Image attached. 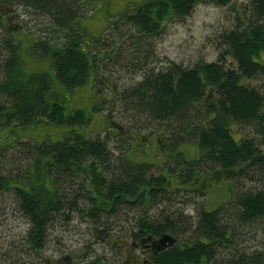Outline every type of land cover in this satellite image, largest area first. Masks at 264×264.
<instances>
[{
  "label": "trees",
  "instance_id": "1",
  "mask_svg": "<svg viewBox=\"0 0 264 264\" xmlns=\"http://www.w3.org/2000/svg\"><path fill=\"white\" fill-rule=\"evenodd\" d=\"M22 1L45 21L39 29L45 33L40 45L50 71L25 73L18 47L0 31V128L29 126L41 120L49 124L64 121L71 128L87 126L89 113L83 109L64 113L62 90L51 96L50 82L73 90L89 82L90 69L94 68L100 69L94 76L99 80L112 48L103 43L101 54L93 50L84 53L73 43V35L51 46L45 38L50 28L63 33L78 9L69 0ZM234 1L147 0L128 22L134 33L129 30L132 66L146 64L150 50L144 38L158 35L169 20L189 16L198 3L226 6ZM241 7L235 11L232 27L217 37V60H199L190 67L168 61L163 69H145L140 82L118 96L124 123L146 121L163 127V171L155 174L150 169L154 164L135 163L125 155L113 163L108 148L112 137L106 130L97 136L68 130L70 133L54 142H19L21 153L14 158L26 159V167L17 180L20 182L0 171V192L14 191L20 214L29 223L28 244L34 250L44 247L47 234L58 221H73L74 215L98 221L99 196L109 201V213L132 203L115 200V196L132 198L141 213L146 210L145 203L169 201L170 191L203 196L205 189L200 182L206 173L223 172L222 181L243 175L257 185L239 192L232 185L230 199L211 210L200 208L193 217L182 212H161L152 218L134 215L133 237H159L163 233L174 237L172 245L151 255L150 264H264V243L244 245L250 232L242 234L252 227L264 236V90L247 82L264 78V0H247ZM232 127L241 129L239 132L247 129L249 134L236 138ZM189 142H195L199 150L191 159L179 150ZM172 179L173 189L168 188ZM136 207L130 210L136 211ZM14 244L17 262V247L23 243L19 239Z\"/></svg>",
  "mask_w": 264,
  "mask_h": 264
},
{
  "label": "rangeland",
  "instance_id": "2",
  "mask_svg": "<svg viewBox=\"0 0 264 264\" xmlns=\"http://www.w3.org/2000/svg\"><path fill=\"white\" fill-rule=\"evenodd\" d=\"M69 2L73 3L74 7L78 9L77 13H80L79 17L83 18L81 20L83 31H86L88 35L96 37L104 30L108 31L107 34L110 36V40L106 45L112 48V53H110L111 58L106 62L108 65L105 70H102V74L104 77H109L111 80L116 81L117 89H123L139 82L143 74L146 73L145 69L146 71L151 68L154 71L163 69L168 65V61L190 67L199 60L206 62L217 60L219 53L217 37L223 30L232 27L235 11L241 10V6L247 0H235L231 5L226 6L198 3L189 16L182 19L173 18L169 20V22L163 25L158 35L144 38L147 44L145 46L149 47L150 53L145 60L146 64L139 65L140 67H133L130 62V58L132 59L133 57V50L128 47V44H132V38L129 37L132 31L129 29V25L124 26L119 23L118 29L115 27L111 28L107 20L110 19V15L117 14L120 9H124L126 6H130L132 9L134 4H137V2L141 3V0H69ZM23 19L26 18L23 17ZM24 24L31 32L34 31L38 36H41V31H38V29L44 28L45 21L40 16L37 19L33 18V14L30 13ZM56 30L57 28H55V31L50 28V34L46 35L51 36L54 32V41L61 43L65 35L61 32L57 33ZM17 37H21V34H17ZM115 37L117 38L115 39ZM136 37L138 38V36ZM112 41L115 43L113 44ZM20 60H22L25 73L36 72L37 74L50 71V62L46 58L38 57L36 54L29 55L25 53L23 59ZM230 61L228 58L227 62L230 63ZM247 82L264 90V78L257 77ZM50 83L51 96L57 91L62 90L63 98L61 99L65 102L63 104L64 113L75 109H83L86 113H89L91 120L87 126H73V128L69 127L64 121L59 124H49L43 120L38 124L29 126L0 128V171L3 172L1 174H4L8 178L11 177L14 181L20 180L21 171L25 169L27 163L26 159H20L21 157L19 156L14 158L18 153H21L22 147L19 145V142H54L70 133L68 130H77V132L84 136H97L109 125V119L106 116L107 109H103V113L96 110H88L90 97H92L90 83L73 90L61 89L57 82L53 80ZM96 85L98 86L99 84L97 83ZM108 93L109 91L107 90L105 92L106 98H108ZM119 112L118 106L115 108L113 115L116 117L115 120L124 128V132L120 137L116 136L108 140V148L113 156L111 161L115 163L125 155L130 161L135 163L154 164L150 169L155 174H158V166H162L166 157V141L165 138L163 139L160 136L163 133V127L146 121L139 124L132 121V124L128 125L123 123V121H126V118H123L122 121L119 119L121 118ZM232 130L236 134V138L242 136L241 134H249V130L247 129L239 132L241 129L232 127ZM113 131H116L114 127L108 130L109 133ZM151 132L156 133V135H151L150 137ZM132 134H134L133 139L130 136ZM157 135H159V143L155 139ZM100 137H103V134ZM179 150H182L190 159L199 155L195 142L183 144L179 147ZM206 174L205 178L200 182L203 189H205L203 196L199 193H189L184 190H179L178 192L170 191L169 195L171 198L169 201L166 199L163 202L151 203L147 216L152 218L160 215L161 212L166 214L182 212L183 215L193 217L200 208L211 210L230 199L232 191L230 188L232 185H234L233 189H235V192L248 190L257 185V183L250 182L243 175H238L237 177H233V179L225 178L222 181V176L225 174L223 172H218V174L209 172ZM216 175L219 176L216 177ZM73 186L77 187L76 183ZM174 186L175 181L172 179L168 188L173 189ZM14 198L15 195L12 189L0 192V264L16 263V261L14 262L16 252L14 243L26 233L24 219L21 218L22 216ZM78 203L80 205L82 202ZM129 212L127 214V223H134L135 212L134 210H130ZM70 225H72V230H68V232L71 233L62 234V236L70 242L68 243L72 248H79L88 244L87 239L90 235L84 232L88 227L87 224L84 221L79 222L76 218H73ZM76 228L80 230V233ZM253 230L254 228L247 227L243 231V235L248 231L250 232L245 235L247 241L244 245H256L259 242L264 243V236L261 230H259L258 234ZM253 235H255L254 238H252ZM54 236L52 234L51 240ZM182 240L184 239H180L179 241ZM72 243L76 245L73 247ZM92 248H95V245ZM97 251L99 250L97 249Z\"/></svg>",
  "mask_w": 264,
  "mask_h": 264
},
{
  "label": "flooded vegetation",
  "instance_id": "3",
  "mask_svg": "<svg viewBox=\"0 0 264 264\" xmlns=\"http://www.w3.org/2000/svg\"><path fill=\"white\" fill-rule=\"evenodd\" d=\"M146 2L147 0H141V3L137 2V4H134L132 9L130 6H126V8L120 9L117 14L110 15V19L107 20L109 26L113 28L115 26H118L119 23L124 26L128 25V22L133 20L136 11L143 5H145ZM36 11L28 6L27 1L24 2L22 0H0V31L3 32L5 36H8L9 39L12 40L13 43L18 47L19 59H23L25 53L29 55L36 54L38 57H43L42 55L44 49L40 47L39 44L41 40L40 38H43L44 34L38 36L37 33H35L34 31L31 32L28 27L26 28L24 24L25 20L27 21L30 13L33 14V18L37 19ZM79 15L80 13H76L71 18L69 27L63 28V34L67 38L73 35L75 37V41L73 43L78 44L79 48L84 53L89 52L90 54L93 51H99L101 54V45L103 43H109L110 40V37L106 34L107 30H104L99 36L96 37L88 35L86 31H83V26L81 24V20L83 18L81 19ZM23 17H25L26 19H23ZM19 33L21 34V37H17V34ZM45 38H47V43H52L50 45L54 46L55 42L52 36L46 35ZM116 38L117 37H115V39ZM99 71V68L90 69V79L88 83H90L91 85L92 97H90V105L88 107V110L91 109L92 111L96 110L103 113V109H107L108 111H106V116L109 119V125L104 130H106V133H108V135L112 138L116 136L118 137L119 134H123L124 128L118 123V121L115 120L116 117L113 114L115 108L118 106L120 111L119 113L122 114V105L120 103V100H118V96L126 87H124L123 89H117V82L111 80L109 77H104L102 73H100L99 80H95L94 76L97 75L96 73H98ZM32 74H36V72H33ZM97 83L100 86H97ZM137 83H135L133 86H135ZM94 84L95 87L93 86ZM107 90L109 91L108 98L105 97V92ZM119 119L122 121V118ZM113 127L116 129V131L109 133L108 130ZM152 132L150 133V137L151 135H156V133L154 134ZM133 135L134 134L130 135L132 139L134 138ZM155 137L156 141L159 143V135ZM158 169L159 172L163 171L162 166ZM114 198L115 200L123 199L127 200L128 203H132L130 205L127 204L129 208H127V206L121 205L119 206V208L117 206L114 212L109 213V201L107 200V198L99 196L97 198V201L100 203L98 211V221L88 220V217L86 219H81L80 217L74 215V218H76L79 222L84 221L87 224L88 227L84 232L85 234L90 235L87 239L88 244L80 246L79 248H72V246L69 244L70 242L62 236V234L71 233L68 232V230H72V225H70V222H72L71 219L69 220V222L66 221V223L65 221H58L57 224H55V226L49 232V234H47L45 239L46 244L40 250H34L32 248V245L28 244L29 240L27 237L30 227L29 223L24 220L26 233L20 239L23 245L21 247H17V249L19 250L17 251L18 260L16 263L150 264L151 255L159 253L161 251L158 249V237H152L148 234L145 237H139L135 239L133 237V233L135 231V220L134 223H127L128 212L130 211V209L136 207V205L133 204L134 200L128 197L115 196ZM149 207V204H143V208H146V210L145 212L143 211L141 213L139 212L138 207H136L137 210L134 211L136 212L134 213V215L139 216L140 214H142L143 217L148 218L149 216H147V212L149 210ZM76 230L80 233L79 229L76 228ZM52 234H54L55 236L51 240ZM68 239L71 240L70 237H68ZM75 245L76 244H73V247ZM93 245H95V248H92ZM97 249L99 251H97Z\"/></svg>",
  "mask_w": 264,
  "mask_h": 264
},
{
  "label": "water",
  "instance_id": "4",
  "mask_svg": "<svg viewBox=\"0 0 264 264\" xmlns=\"http://www.w3.org/2000/svg\"><path fill=\"white\" fill-rule=\"evenodd\" d=\"M175 241L174 237L170 236L169 234H162L158 240V248H163L166 245H171Z\"/></svg>",
  "mask_w": 264,
  "mask_h": 264
}]
</instances>
